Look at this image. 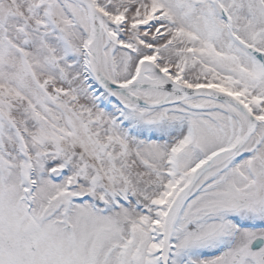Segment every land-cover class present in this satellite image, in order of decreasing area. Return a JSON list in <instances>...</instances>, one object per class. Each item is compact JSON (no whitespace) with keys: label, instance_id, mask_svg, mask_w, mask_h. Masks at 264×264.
<instances>
[{"label":"snow or ice","instance_id":"snow-or-ice-1","mask_svg":"<svg viewBox=\"0 0 264 264\" xmlns=\"http://www.w3.org/2000/svg\"><path fill=\"white\" fill-rule=\"evenodd\" d=\"M0 264H264V0H0Z\"/></svg>","mask_w":264,"mask_h":264}]
</instances>
